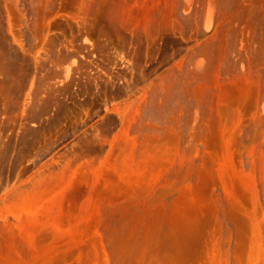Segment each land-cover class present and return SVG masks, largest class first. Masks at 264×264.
Wrapping results in <instances>:
<instances>
[{"label": "rangeland", "instance_id": "obj_1", "mask_svg": "<svg viewBox=\"0 0 264 264\" xmlns=\"http://www.w3.org/2000/svg\"><path fill=\"white\" fill-rule=\"evenodd\" d=\"M0 264H264V0H0Z\"/></svg>", "mask_w": 264, "mask_h": 264}, {"label": "bare ground", "instance_id": "obj_2", "mask_svg": "<svg viewBox=\"0 0 264 264\" xmlns=\"http://www.w3.org/2000/svg\"><path fill=\"white\" fill-rule=\"evenodd\" d=\"M111 39H112V38L109 39V42H112Z\"/></svg>", "mask_w": 264, "mask_h": 264}]
</instances>
